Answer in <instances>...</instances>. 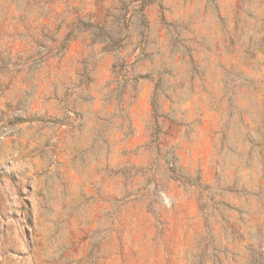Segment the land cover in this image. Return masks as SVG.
<instances>
[{
  "label": "rangeland",
  "instance_id": "obj_1",
  "mask_svg": "<svg viewBox=\"0 0 264 264\" xmlns=\"http://www.w3.org/2000/svg\"><path fill=\"white\" fill-rule=\"evenodd\" d=\"M0 264H264V0H0Z\"/></svg>",
  "mask_w": 264,
  "mask_h": 264
},
{
  "label": "trees",
  "instance_id": "obj_2",
  "mask_svg": "<svg viewBox=\"0 0 264 264\" xmlns=\"http://www.w3.org/2000/svg\"><path fill=\"white\" fill-rule=\"evenodd\" d=\"M100 30V32L103 34V35H106V36H108V37H110L109 35V32H107L105 29H104V31H103V29L102 28H100L99 29ZM102 30V31H101Z\"/></svg>",
  "mask_w": 264,
  "mask_h": 264
}]
</instances>
